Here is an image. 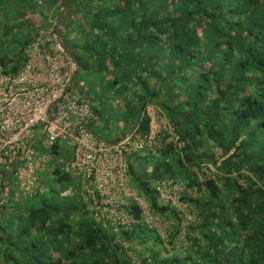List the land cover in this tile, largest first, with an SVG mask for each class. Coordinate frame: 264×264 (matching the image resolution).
Wrapping results in <instances>:
<instances>
[{
  "label": "trees",
  "instance_id": "obj_1",
  "mask_svg": "<svg viewBox=\"0 0 264 264\" xmlns=\"http://www.w3.org/2000/svg\"><path fill=\"white\" fill-rule=\"evenodd\" d=\"M0 8L13 23L4 34L19 33L17 50L0 55L6 69L19 68L30 31L61 17L65 48L115 91L127 129L148 131L147 107L167 119L181 145H166L152 174L178 176L195 217L185 249L168 251L138 226L125 237L141 251H125L78 196H60L69 177L55 165L52 191L20 201L0 226V264H264V0H0ZM130 172L149 194L145 174Z\"/></svg>",
  "mask_w": 264,
  "mask_h": 264
},
{
  "label": "built area",
  "instance_id": "obj_2",
  "mask_svg": "<svg viewBox=\"0 0 264 264\" xmlns=\"http://www.w3.org/2000/svg\"><path fill=\"white\" fill-rule=\"evenodd\" d=\"M55 27L49 21L30 31L15 71L0 64V207L11 194L17 202L48 194L57 165L69 177L67 186L59 185L60 196H78L89 219L123 250L141 251L137 240L125 237L138 226L152 231L166 250H182L185 229L195 219L185 202L193 193L176 175L152 174L164 147L181 145L171 124L147 107L145 134L129 129L111 140L96 135L90 124L98 116L88 97L70 87L78 64ZM163 131L172 134L164 137ZM130 169L147 175L142 181L149 194L132 184ZM210 170L204 167V176ZM164 209L168 216L160 213Z\"/></svg>",
  "mask_w": 264,
  "mask_h": 264
},
{
  "label": "rangeland",
  "instance_id": "obj_3",
  "mask_svg": "<svg viewBox=\"0 0 264 264\" xmlns=\"http://www.w3.org/2000/svg\"><path fill=\"white\" fill-rule=\"evenodd\" d=\"M2 4L4 5V2ZM4 10L0 8V55L14 53L17 50L14 40L18 39L19 36V33L14 32V29L4 34L2 29L13 25L9 21V16L5 15ZM10 12H14V10ZM70 40L71 34L66 31L63 35V41L68 45ZM78 58L79 70L74 78L73 92L78 96L85 95L91 101L92 108L98 116L95 122L90 124L92 131L107 140H111L121 133H126L129 129H127V125L123 122L122 111L116 102L117 95L115 91L110 87H105L104 83L97 80L98 78L93 69L79 56ZM21 64L22 60L19 62V65ZM130 130L133 131L135 129ZM140 174L143 175L142 170H140ZM3 204L4 206L0 208V213L2 214L0 226L5 227L11 216L19 209V202L15 201L14 195L11 194Z\"/></svg>",
  "mask_w": 264,
  "mask_h": 264
},
{
  "label": "water",
  "instance_id": "obj_4",
  "mask_svg": "<svg viewBox=\"0 0 264 264\" xmlns=\"http://www.w3.org/2000/svg\"><path fill=\"white\" fill-rule=\"evenodd\" d=\"M60 20H61V17H60L59 21L56 24L55 30H56V34H57V37H58L59 41H62V39H61V33H60L59 29H58V24H59ZM71 57H72L73 61L77 64V60L72 55H71ZM78 70H79V66H78ZM70 87L71 88H74V77L70 81Z\"/></svg>",
  "mask_w": 264,
  "mask_h": 264
}]
</instances>
